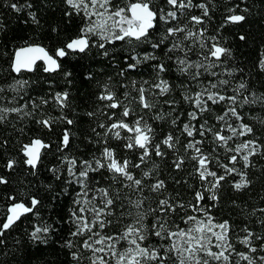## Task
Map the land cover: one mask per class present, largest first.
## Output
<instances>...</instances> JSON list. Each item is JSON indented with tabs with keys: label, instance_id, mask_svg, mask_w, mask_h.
I'll list each match as a JSON object with an SVG mask.
<instances>
[{
	"label": "trees",
	"instance_id": "1",
	"mask_svg": "<svg viewBox=\"0 0 264 264\" xmlns=\"http://www.w3.org/2000/svg\"><path fill=\"white\" fill-rule=\"evenodd\" d=\"M13 2L18 5L27 2L33 7L22 8L20 12H16L10 7ZM132 2L135 0H113L117 6ZM200 3L207 5L209 15L203 25H193L188 17L201 16L202 10L195 7ZM192 4L193 7L185 10L183 16L178 13L181 26H187V29L193 32L204 29L202 39L208 45L219 42L230 50L228 56L221 58L223 63L209 69L210 72H216L217 77H211L201 69L202 75L198 81L192 80V72L195 69L187 74L182 73L176 61L187 59L190 63H211L213 60H205L207 48L201 51L197 42L182 40L184 34L178 35L174 41L166 35L164 29L168 25L163 21H158V30L152 31L148 41L141 44L135 41L131 44L118 42L115 46L108 47V57L99 55L102 50L93 48L86 56L73 54L61 59V69L54 73L44 71L45 66L40 62L33 72L22 71L16 74L12 70V64L18 48L41 45L52 54L54 48L61 47L79 32L84 21L75 15L71 18L64 16L63 13L68 8L64 0H0V89H3L0 92V109H23L20 113L6 112L5 118L0 120V141H6L0 146V177L8 181L7 184H0V223L4 222L9 214L8 208L13 203L9 199L10 196L16 197L17 202L26 204L32 196L41 201L38 205V215L29 213L22 216L5 232L4 243L0 245V264H77L71 255L74 249L67 248L64 243L68 239L70 227L64 220L72 210L73 188L76 187L65 182L68 164L64 158H76L79 166L80 160L99 158L102 147L107 145L114 151L117 160L123 157L130 161V166L140 163L139 149L128 150L123 147L124 138L131 134L121 130V138L117 139L112 133L105 135L104 129L99 127L100 124L109 123V110L104 106L108 102L99 101L98 96L107 86L119 101L127 104L128 101L124 100L125 92L131 99L136 97L135 89L140 87L143 81L152 83L161 79L169 82L170 91L164 95L153 94L155 107L152 110L141 109L135 102L129 104L135 112L125 118V122H130L135 116L143 114L145 122L153 130V143L159 144L160 151L164 153L162 157L157 156L150 148L145 163L133 173L148 172L149 176L143 178L146 185L157 180L165 182V190H161L163 195L153 194L145 187V204L142 210L148 213L149 208L156 206L155 201L158 198L171 200L178 196L180 202L187 205L194 202L196 191H202L206 194V200L201 204L208 207L216 222H229L233 230L229 232V237L234 240V247L238 251H247L246 246L239 242L244 237L241 229L245 226L255 235L264 236V223H261L264 221V213L259 211L264 208V99L251 102L254 99L253 93L256 98H264V67L261 66L264 62V0H192ZM152 5L164 9L165 12L172 10L165 0H152ZM236 5L239 7H235ZM230 8H234L237 14H245L246 20L239 24L222 26V20ZM29 12L35 13L38 23L29 17ZM240 36L245 39L241 40ZM212 37H215V40ZM157 41H161V47L154 50L152 45ZM177 41L191 48L187 56L181 51H169L171 43ZM145 55L154 56L155 59L144 60ZM133 56L140 60L134 71L127 69L123 59L128 57L127 62H132ZM169 56L172 59H169ZM158 63L166 66L164 72H157ZM122 68L125 73L123 76L120 75ZM65 72H70L71 76L66 77ZM89 74L92 78H89ZM208 79L215 83L227 79L229 85L220 87L221 94L224 95L233 94L232 90L241 82L246 85L245 89L240 90L238 97L241 99L246 96L249 100L248 104H243L237 109L243 120L229 118L228 122L234 126L246 123L253 127L254 135L234 138L228 147L234 149L248 139H255L261 145L257 154L249 157L248 166H245L240 158L245 153L237 154V162L234 165L237 171L226 175L220 187L215 189L216 201L207 199L210 193L206 190L210 185L201 181L196 172V162L191 158L195 155L194 150L185 147L188 140L193 138L186 137L182 132V125L189 123L187 112L195 110L183 97L194 96L201 85H207ZM17 81L26 83L20 84ZM143 86L148 87L147 84ZM63 92H68L69 96L64 107H60L54 95ZM45 99L48 103L41 104V100ZM225 106L226 102H221L220 105L210 104L211 112L199 113L200 119L191 121V124L199 127L206 122L213 129L221 127V122L215 118L222 114L221 109ZM112 111L119 116L121 109ZM89 112H94L95 115L89 116ZM65 118L72 119L74 123L66 125ZM43 119L50 120L53 125L51 129L37 122ZM173 119H176V124L172 123ZM65 128L70 131V149L59 147L61 133ZM93 128L100 133L99 136L94 135ZM168 134L173 135L172 148L162 143ZM176 137H179L178 142ZM36 138L43 140L49 147L43 149L39 164L33 169L24 162L26 156L21 149L22 145ZM194 139L205 140L201 145L205 155L214 156L219 164H229L226 156L231 153H227L223 147H217L210 134L203 138L195 136ZM177 159L183 160L179 169L174 167ZM8 161H15L11 170L5 167ZM229 166L232 167L230 164ZM208 167L210 171H217L218 175L223 174L216 164H210ZM101 172L105 181L111 178V173L106 170ZM240 172L247 176L249 183L237 190L234 184L240 181ZM90 175L100 179L98 173ZM139 195L133 194L132 198L136 199ZM131 210L133 213L136 211ZM180 211L178 209V213ZM150 218L151 213H148L147 219ZM41 221L54 227L47 235L45 243H37L30 238L33 226ZM153 243L156 241L153 240ZM252 246L259 249L260 241L253 239ZM253 255L262 256L264 251L258 250ZM237 264L245 262L238 261Z\"/></svg>",
	"mask_w": 264,
	"mask_h": 264
},
{
	"label": "snow or ice",
	"instance_id": "2",
	"mask_svg": "<svg viewBox=\"0 0 264 264\" xmlns=\"http://www.w3.org/2000/svg\"><path fill=\"white\" fill-rule=\"evenodd\" d=\"M166 4L171 6V11H164L162 8H155L152 0H135L125 6H117L113 0H64L68 6L64 11L66 17L81 18L84 23L79 32L64 42L61 47L54 48L50 55L45 48L40 46L29 45L18 48L14 54L12 70L20 73L22 70H32V66L37 60H43L46 63L44 71L55 72L61 69L60 60L70 55L86 56L93 48L102 50L98 54L105 57L109 56L108 47L115 46L118 42L131 44L135 41L137 44L144 43L150 39L153 30H158V21H163L168 25L164 31L168 37L175 38L180 35L182 40H191L197 42L201 51L207 48L205 60L213 62L204 64L190 63L187 59H177L179 70L182 73L192 72V80L198 81L202 75L201 69L211 77H217L216 72H210L209 69L217 67L222 57L230 54V50L221 46L219 42L208 45L202 37L204 29L189 31L187 26H181L180 16L185 14V10L193 7L192 0H165ZM10 7L16 12L22 8H32L31 3L18 5L13 2ZM202 10L201 16L190 15L188 19L193 25H203L205 18L209 15L206 4L200 3L195 5ZM235 7H239L236 5ZM155 9V10H154ZM29 17L37 22L35 13L29 12ZM246 20L245 14H237L234 8H230L222 20V26L229 24H239ZM55 31V29H53ZM215 40V37H212ZM240 39H245L240 36ZM153 49L161 47V41L152 45ZM187 48V52H185ZM170 52L181 51L187 56L191 48L182 45L181 42H172ZM114 59V57H112ZM126 62L127 69L136 70L140 60L138 57H131L132 62H127L128 57L123 58ZM144 60L155 59L154 56L145 55ZM169 59H172L169 56ZM264 67V62L261 63ZM157 72H164L166 66L162 63L156 65ZM125 73L123 68L120 75ZM231 74V73H229ZM66 77H70V72H65ZM89 78L91 74H89ZM23 84L26 82L17 81ZM147 84L145 88L143 85ZM229 81L219 80L218 83L208 79L207 85H201L200 90L195 95H186L183 99L189 102L194 111L187 112L189 123L182 125V132L186 137L193 138L186 143V149H192L195 155L191 157L196 162V172L201 181L209 184L207 188V199L217 200L215 189L220 187L221 181L225 180L226 175L236 172L234 165L237 162V154L245 153L240 158L244 161L245 166L249 164V157L257 154L261 145L255 139H248L239 143L234 149L228 147L229 142L240 136L254 135L253 127L246 123L235 125L229 123V118H235L236 121H242L243 117L238 112L243 104H248V97L244 96L238 99L240 90L245 89L246 85L241 82L236 89L232 90L231 95L221 94L220 87L228 86ZM3 89H0L2 92ZM136 97L129 99V94L124 93V103L118 100L115 93L105 86L98 96L99 101L105 102L104 106L109 110L107 125L100 124L99 127L104 129L105 135H112L120 139L121 130L127 135L123 147L128 150L137 148L140 150L138 157L140 163L131 164L130 161L121 157L120 160L115 158V153L110 146H103L99 158L92 157L87 160H80L79 166L76 158L68 159L67 177L65 182L69 185H75L73 188L74 197L71 200L72 210L64 220L69 225L68 239L65 240V246L74 249L71 252L73 260L77 264H237L238 261H244L245 264H264V255L254 256L257 251H264V236H257L245 226L241 231L244 233L243 239L239 242L246 246L247 251H238L234 247V240L230 239L229 232L233 231L227 220L216 222V218L210 214L206 205L201 202L206 200V194L202 191H196L194 202L187 205L180 202L177 196L174 199H156L155 207L149 208L151 213L150 220L147 219L148 213L142 209L145 204L143 193L145 187L153 194L163 195L161 190H165V182L157 180L155 183L146 185L144 177L149 176L148 172L133 174L141 164H144L149 156V149L154 150L155 155L163 156L160 151V145L153 143V130L144 120V115L135 116L130 122H125V118L133 115L135 109L130 108L129 104L135 102L139 108L152 110L153 94L164 95L170 91V85L167 80L149 83L143 81L142 85L135 89ZM255 103L257 99L252 94ZM69 93H55L54 99L60 107H64L68 100ZM168 103L169 101H165ZM226 102V106L221 109L222 114L215 119L221 122V127L213 129L207 123H202L197 127L192 125L191 121L199 120V113L211 112L209 105H220ZM41 104H47L48 101L41 100ZM174 103V102H171ZM121 109L119 116L112 111ZM22 108L13 107L11 109H0V120H3L4 113L22 112ZM89 116H94V112H89ZM162 118V117H157ZM46 128L51 129L53 126L50 120L43 119L37 121ZM66 125H72V119L65 118ZM176 124V119L172 120ZM95 136L100 133L93 128ZM210 134L212 141L217 147L226 149V159L229 164H219L212 155H205L201 145L205 143L204 139L196 140L195 136L205 137ZM179 137H176V142ZM6 141H0L2 146ZM162 143L169 148L173 147V135L168 134ZM49 145L43 143L39 138L31 140L28 144L22 145V151L26 156L24 161L33 169L36 168L40 161V150L48 148ZM62 149H70V131L65 128L61 133L60 146ZM264 154V153H262ZM183 160L177 159L174 167L179 169ZM216 164L218 170L223 174L218 175L217 171H210L209 165ZM15 161H8L5 167L13 169ZM101 170L111 173V178L105 181ZM92 173L100 174L97 180ZM240 181L234 184V188L239 190L246 187L249 183L247 176L240 172ZM211 178V179H209ZM102 181H104L102 183ZM7 179L0 177V184H7ZM127 189V192L122 191ZM133 194H140L136 199L132 198ZM13 201L8 208V215L4 222L0 223V245H3L5 232L13 227L21 216L26 214L38 215V205L41 201L32 196L28 204L17 202L16 197H9ZM30 204V206H29ZM131 209H135V213ZM178 209L181 210L178 213ZM264 213V208L259 210ZM179 221V222H178ZM264 223V221H261ZM183 225V227L181 226ZM54 230L53 225L41 221L38 225L33 226L30 232V238L37 243H45L47 235ZM73 238H76L73 240ZM253 239L260 241L259 249L252 246ZM153 240L156 243H153ZM215 249V250H213Z\"/></svg>",
	"mask_w": 264,
	"mask_h": 264
},
{
	"label": "water",
	"instance_id": "3",
	"mask_svg": "<svg viewBox=\"0 0 264 264\" xmlns=\"http://www.w3.org/2000/svg\"><path fill=\"white\" fill-rule=\"evenodd\" d=\"M32 46H40V47H43V46H41V45H32ZM25 47H27V46H25ZM43 48H45V47H43ZM45 50L46 51H48L46 48H45ZM17 51V50H16ZM49 52V51H48ZM49 54L51 55V53L49 52ZM64 59V58H63ZM43 63L44 64V66L46 67V63H45V61H43V60H37L36 62H35V64L32 66V70H22V71H25V72H33L34 70H35V68H36V66H37V64L38 63ZM60 62V61H59ZM21 71V72H22ZM56 72V71H55ZM16 73V72H15ZM51 73H54V72H51ZM16 74H19V73H16ZM43 141V140H42ZM43 143H45L44 141H43ZM46 144V143H45ZM42 151H43V149H41L40 150V158H41V155H42ZM38 164H39V162H38ZM37 164V165H38ZM37 167V166H36ZM22 217V216H21ZM18 222V221H17Z\"/></svg>",
	"mask_w": 264,
	"mask_h": 264
},
{
	"label": "rangeland",
	"instance_id": "4",
	"mask_svg": "<svg viewBox=\"0 0 264 264\" xmlns=\"http://www.w3.org/2000/svg\"><path fill=\"white\" fill-rule=\"evenodd\" d=\"M213 250H215V249H213Z\"/></svg>",
	"mask_w": 264,
	"mask_h": 264
}]
</instances>
